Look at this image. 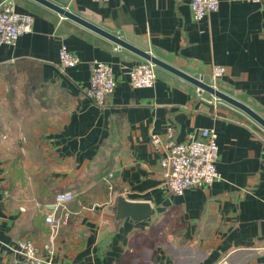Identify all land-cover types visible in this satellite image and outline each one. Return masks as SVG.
<instances>
[{
  "label": "crops",
  "instance_id": "crops-1",
  "mask_svg": "<svg viewBox=\"0 0 264 264\" xmlns=\"http://www.w3.org/2000/svg\"><path fill=\"white\" fill-rule=\"evenodd\" d=\"M51 1L264 117V1L220 0L200 22L189 0ZM15 2L35 22L0 44V264H30L20 238L35 242L41 264H264V126L160 66L155 85L132 87L129 72L145 58L36 0ZM62 44L81 58L65 71ZM96 60L117 79L103 107L85 95ZM214 64L227 67L216 80ZM168 126L180 141L216 128L222 178L168 193L151 143ZM66 190L72 215L53 235L45 218L60 217L53 203ZM119 195L150 202L153 215L117 219Z\"/></svg>",
  "mask_w": 264,
  "mask_h": 264
},
{
  "label": "built area",
  "instance_id": "built-area-1",
  "mask_svg": "<svg viewBox=\"0 0 264 264\" xmlns=\"http://www.w3.org/2000/svg\"><path fill=\"white\" fill-rule=\"evenodd\" d=\"M106 4L110 0H93ZM264 1V0H262ZM193 19L197 22L219 9L220 0H189ZM35 18L30 13L20 12L16 8L15 0L0 1V44H15L19 38L33 29ZM120 47V45L118 46ZM117 47V48H118ZM81 58L70 51L66 44L59 49V67L62 71L78 65ZM227 72L223 64L212 66V78H221ZM132 87H151L157 80L155 64L143 61L135 65L129 72ZM117 79L111 64L96 60L91 67L89 83L85 88V95L98 106L107 104L108 98L114 93ZM213 101H217L214 97ZM151 143L155 150L161 153V166L164 170V188L168 193L176 196L183 195L193 187L210 186L222 178L217 168L219 158L218 132L214 127H200L188 135L187 139L180 141L175 136L173 126H168L163 134H153ZM113 177L109 173L107 181ZM112 188V185L109 186ZM75 198L71 190L60 191L55 195L57 207L62 208L60 217L56 218L54 212L46 215L45 221L53 226V235L59 227L70 221L72 212L67 202ZM18 250L30 264H41L44 260L39 256V249L35 242L28 238H20ZM44 250L53 251V241L44 244ZM223 264H227L224 260Z\"/></svg>",
  "mask_w": 264,
  "mask_h": 264
},
{
  "label": "water",
  "instance_id": "water-1",
  "mask_svg": "<svg viewBox=\"0 0 264 264\" xmlns=\"http://www.w3.org/2000/svg\"><path fill=\"white\" fill-rule=\"evenodd\" d=\"M40 2L41 4H44L45 6H48L49 8L59 12L60 14L64 15L67 18H70L77 23L105 36L106 38L112 40L113 42L117 43L118 45L125 47L143 58H145L148 61H151L155 64V66L163 67L170 72L192 82L196 86H198L200 91H205L216 98H219L221 100H224L244 112H246L249 116H251L254 120H256L258 123H260L262 126H264V117L253 110L251 107L246 105L244 102L234 98L233 96L227 94L223 90L218 89L211 83H208L204 81L203 78H198L196 76H193L191 74H188L187 72L181 70L180 68L158 58L157 56L151 54L147 50H143L134 44L128 42L124 38H122L120 35L112 33L101 26L93 23L92 21L84 18L83 16L69 10L65 6H62L60 4H57L56 2H53L51 0H36ZM116 217L117 219H123L125 217H131L134 220L141 221L146 220L150 218L153 215V208L150 202L141 201V200H131L126 198L123 195H119L116 200V204L114 206Z\"/></svg>",
  "mask_w": 264,
  "mask_h": 264
}]
</instances>
